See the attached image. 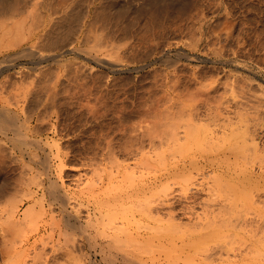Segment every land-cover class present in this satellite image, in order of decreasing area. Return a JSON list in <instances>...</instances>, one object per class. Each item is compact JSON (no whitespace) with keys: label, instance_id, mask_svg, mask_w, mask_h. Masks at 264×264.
<instances>
[{"label":"rangeland","instance_id":"374dc122","mask_svg":"<svg viewBox=\"0 0 264 264\" xmlns=\"http://www.w3.org/2000/svg\"><path fill=\"white\" fill-rule=\"evenodd\" d=\"M0 47V264H264V0H0Z\"/></svg>","mask_w":264,"mask_h":264},{"label":"bare ground","instance_id":"6f19581e","mask_svg":"<svg viewBox=\"0 0 264 264\" xmlns=\"http://www.w3.org/2000/svg\"><path fill=\"white\" fill-rule=\"evenodd\" d=\"M37 1H38V0H37ZM218 2H219V1H218ZM14 3H15V2H14ZM36 3H37V2H36ZM12 5H13V4H12ZM214 6H215V5H214ZM60 8H61V7H60ZM48 9H49V8H48ZM65 10H66V9H65ZM52 11H53V10H52ZM54 11H55V10H54ZM30 12H31V11H30ZM205 12H206V11H205ZM200 13H201V12H200ZM12 14H13V13H12ZM25 14H26V13H25ZM39 14H40V13H39ZM39 14H38V15H39ZM202 15H203V14H202ZM202 15H201V16H202ZM39 16H40V15H39ZM18 17H19V16H18ZM23 17H24V16H23ZM40 18H41V17H40ZM199 18H200V17H199ZM3 19H4V18H3ZM13 19H14V18H13ZM38 19H39V18H38ZM51 19H52V18H51ZM20 20H21V19H20ZM22 20H23V19H22ZM197 20H198V19H197ZM212 20H213V19H212ZM212 20H211V21H212ZM35 21H36V20H35ZM38 21H39V20H38ZM52 21H53V20H52ZM224 21H225V20H224ZM5 22H6V21H5ZM22 22H23V21H22ZM33 22H34V21H33ZM56 22H57V21H56ZM192 22H193V21H192ZM199 22H200V21H199ZM202 22H203V21H202ZM202 22H200V23H202ZM205 22H206V21H205ZM226 22H227V21H226ZM20 23H21V22H20ZM29 23H30V22H29ZM40 23H41V22H40ZM211 23H212V22H211ZM216 23H217V22H216ZM41 24H42V23H41ZM193 24H194V23H193ZM1 25H2V24H1ZM32 25H33V24H32ZM35 25H36V24H35ZM35 25H34V26H35ZM50 25H51V24H50ZM16 26H17V25H16ZM16 26H15V28H16ZM19 26H20V25H19ZM213 26H214V25H213ZM28 27H29V26H28ZM30 27H31V26H30ZM79 27H80V26H79ZM63 28H64V27H63ZM201 28H202V27H201ZM19 29H20V28H19ZM30 29H31V28H30ZM189 29H190V28H189ZM208 29H209V28H208ZM193 30H194V29H193ZM17 31H18V30H17ZM21 31H22V30H21ZM34 31H35V29H34ZM5 32H7V30H6ZM201 32H202V31L200 30L199 33H201ZM215 32H216V31H215ZM2 33H3V32H2ZM90 33H91V32H90ZM188 33H189V32H188ZM5 34H6V33H5ZM8 34H9V33H7V35H8ZM18 34H19V33H18ZM42 34H43V33H42ZM21 35H22V34H21ZM30 35H31V34H30ZM192 35H193V34H192ZM192 35H191V36H192ZM194 35H195V34H194ZM19 36H20V35H19ZM201 36H202V35H200V37H201ZM203 36H204V35H203ZM4 37H5V36H4ZM6 37H7V36H6ZM8 37H9V36H8ZM11 37H12V36H11ZM11 37H10V38H11ZM20 37H21V36H20ZM39 37H40V36H39ZM99 37H100V36H99ZM10 38H9V40H10ZM16 38H17V37H16ZM37 38H38V37H37ZM91 38H92V37H91ZM101 38H102V37H101ZM184 38H185V37H184ZM195 38H196V37H195ZM195 38H194V39H195ZM214 38H215V37H214ZM19 39H20V38H19ZM22 39H23V38H22ZM38 39H40V38H38ZM201 39H202V38H201ZM216 39H217V38H216ZM11 40H12V39H11ZM188 40H189V39H188ZM190 40H192V39H190ZM198 40H199V39H198ZM6 41H7V40H6ZM17 41H18V40H17ZM86 41H87V40H86ZM94 41H95V40H94ZM117 41H118V40H117ZM22 42H23V41H22ZM104 42H105V41H104ZM170 42H171V41H170ZM196 42H198V41L196 40ZM216 42H217V41H216ZM1 43H2V42H1ZM18 43H19V42H18ZM18 43H17V44H18ZM49 43H50V42H49ZM96 43H97V41H96ZM152 43H154V42H152ZM187 43H188V42H187ZM88 44H89V43H88ZM183 44H184V43H183ZM192 44H193V43H192ZM192 44H191V45H192ZM195 44H196V43H195ZM213 44H214V43H213ZM8 45H9V44H7V46H8ZM14 45H15V43H14ZM71 45H72V44H71ZM109 45H110V44H109ZM148 45H149V44H148ZM164 45H165V44H164ZM188 45H189V44H188ZM193 45H194V44H193ZM235 45H236V44H235ZM238 45H239V44H238ZM240 45H241V44H240ZM10 46H11V45H10ZM30 46H31V45H30ZM92 46H93V45H92ZM34 47H35V46H34ZM97 47H98V46H97ZM99 47H100V46H99ZM186 47H187V44H186ZM260 47H261V46H260ZM0 48H1V47H0ZM4 48H5V47H4ZM107 48H108V47H107ZM187 48H189V47H187ZM262 48H264V47H262ZM71 49H72V48H71ZM75 49H76V48H75ZM83 49H84V48H83ZM83 49H82V50H83ZM87 49H88V48H87ZM193 49H194V48H193ZM208 49H209V48H208ZM213 49H214V48H213ZM77 50H78V48H77ZM95 50H97V49H95ZM231 50H232V49H231ZM58 51H59V50H58ZM84 51H85V50H84ZM22 52H23V51H22ZM37 52H38V51H37ZM89 52H90V50H89ZM94 52H96V51H94ZM98 52H99V51H98ZM114 52H115V51H114ZM216 52H217V51H216ZM216 52H215V53H216ZM33 53H34V52H33ZM81 53H82V52H81ZM83 53H84V52H83ZM112 53H113V52L111 51V54H112ZM116 53H117V52H116ZM215 53H214V54H215ZM217 53H218V52H217ZM217 53H216V54H217ZM219 53H220V52H219ZM230 53H231V52H230ZM21 54H23V53H21ZM24 54H25V53H24ZM26 54H27V53H26ZM109 54H110V53H109ZM113 54H114V53H113ZM117 54H118V53H117ZM216 54H215V55H216ZM28 55H29V54H28ZM30 55H31V54H30ZM104 55H105V54H104ZM177 55H178V54H177ZM205 55H206V54H205ZM218 55H220V54H218ZM262 55H264V54H262ZM26 56H27V55H25V57H26ZM88 56H89V55H88ZM109 56H111V55H109ZM114 56H115V55H114ZM114 56H113V58H114ZM181 56H182V55H181ZM111 57H112V56H111ZM9 58H11V57H9ZM30 58H31V57H30ZM58 58H59V57H58ZM67 58H68V57H67ZM100 58H102V57H100ZM100 58H99V59H100ZM115 58H116V57H115ZM166 58H167V57H166ZM183 58H184V57H183ZM45 59H46V58H45ZM47 59H48V58H47ZM54 59H55V58H54ZM99 59H98V60H99ZM168 59H169V58H168ZM170 59H171V58H170ZM242 59H243V58H242ZM260 59H261V58H260ZM162 60H163V59H162ZM36 61H37V60H36ZM100 61H101V60H100ZM102 61H103V60H102ZM109 61H110V60H109ZM227 61H228V60H227ZM235 61H236V60H235ZM64 62H65V61H64ZM104 62H105V61H104ZM107 62H108V61H107ZM112 62H113V61H112ZM114 62H115V61H114ZM114 62H113V63H114ZM117 62H118V61H117ZM178 62H179V61H178ZM220 62H221V61H220ZM229 62H234V61H233V60H230ZM256 62H257V61H256ZM109 63H110V62H109ZM160 63H161V62H160ZM62 64H63V63H62ZM120 64H121V63H120ZM164 64H165V62H164ZM171 64H172V63H171ZM109 65H110L111 67H114V66H115V65H113V64H109ZM144 65H145V64H144ZM6 66H7V65H6ZM6 66H5V67H6ZM209 66H210V65H209ZM212 66H213V65H212ZM106 67H107V66H106ZM117 67H118V66H117ZM260 67H261V66H260ZM262 67H264V66H262ZM3 68H4V67H3ZM243 69H244V68H243ZM18 70H19V69H18ZM117 71H118V70H117ZM219 71H220V70H219ZM196 72H197V71H196ZM228 73H229V72H228ZM235 73H236V72H235ZM236 74H237V73H236ZM216 75H217V74H216ZM223 75H224V74H223ZM234 75H235V74H234ZM247 75H248V74H247ZM225 78H226V77H225ZM227 78H228V77H227ZM228 79H229V78H228ZM235 81H238V80H235ZM244 81H245V80H244ZM244 81H243V82H244ZM247 81H248V80H247ZM256 81H257V80H256ZM246 83H247V82H246ZM232 84H233V83H232ZM234 84H235V83H234ZM236 84H237V83H236ZM251 84H252V83H251ZM245 85H246V84H245ZM260 85H261V84H260ZM52 86H54V84H53ZM226 86H229V85H226ZM235 86H236V85H235ZM235 86H234V87H235ZM242 86H243V85H242ZM53 88H54V87H53ZM224 88H225V87H224ZM240 88H241V87H240ZM54 89H55V88H54ZM205 89H206V88H205ZM208 89H209V88H208ZM232 89H233V87H232ZM243 90H244V89H243ZM231 91H232V90H231ZM241 91H242V90H241ZM250 91H251V90H250ZM258 91H259V90H258ZM258 91H257V92H258ZM195 92H196V91H195ZM207 92H208V91H207ZM223 92H224V91H223ZM233 92H234V91H233ZM233 92H232V93H233ZM246 92H248V91H246ZM260 92H261V91H260ZM260 92H258V93H260ZM200 93H202V92L200 91ZM200 93H199V94H200ZM240 93H241V92H240ZM255 93H256V92H255ZM51 94H52V93H51ZM200 95H203V94H200ZM251 95H252V94H251ZM259 95H260V94H259ZM197 96H198V95H197ZM197 96H196V97H197ZM256 96H257V95H256ZM1 97H2V96H1ZM53 97H54V96H53ZM200 97H201V96H200ZM247 97H248V96H247ZM253 97H254V96H253ZM45 98H46V97H45ZM245 98H246V97H245ZM262 98H264V96H262ZM53 99H54V98H53ZM53 99H52V100H53ZM197 99H198V98H197ZM1 100H2V98H1ZM1 100H0V101H1ZM3 100H4V98H3ZM251 100H252V99H251ZM255 100H256V99H255ZM5 101H6V100H5ZM208 101H209V99H208ZM243 101H244V100H243ZM7 102H8V101H7ZM7 102H6V103H7ZM237 102H238V101H237ZM257 102H259V100H258ZM205 103H206V102H205ZM4 105H5V104H4ZM249 105H251V104H249ZM2 106H3V104H2ZM49 106H50V105H49ZM209 106H210V105H209ZM247 106H248V105H247ZM252 106H253V105H252ZM254 106H255V105H254ZM256 107H257V106H256ZM3 108H4V107H3ZM3 108H2V109L0 108V109L3 110ZM214 108H215V107H214ZM240 108H241V107H240ZM258 108H259V106H258ZM208 109H209V108H208ZM1 110H0V111H1ZM227 110H228V109H227ZM256 110H257V109H256ZM5 111H6V110H5ZM92 111H93V110H92ZM214 112H215V111H214ZM237 112H238V111H237ZM244 112H245V111H244ZM249 112H250V110H249ZM254 113H255V112H254ZM260 113H261V112H260ZM14 114H15V113H14ZM211 114H212V113H211ZM226 114H227V113H226ZM241 114H242V113H241ZM245 114H246V113H245ZM4 115H5V114H4ZM228 115H229V114H228ZM236 115H237V114H236ZM56 116H57V115H56ZM209 116H210V115H209ZM211 116H212V115H211ZM143 117H144V116H143ZM238 117H239V116H238ZM242 117H243V116H242ZM245 117H246V115H245ZM251 117H252V116H251ZM29 118H30V117H29ZM137 118H138V117H137ZM200 118H201V117H200ZM0 119L5 120L6 123H8L9 126L12 128V130H11V128H10V129L7 128V129H8V130H7V129L4 128L3 126H2V127L0 126V136H1L2 138H4V139H8V140H9V139H10L9 130H11V131H15V133L10 132V133H12V134L14 135V138H11L10 140H15V139H17V138H22V139H18V141L21 140L20 142L24 143L23 140H27V139H28L27 137H23L24 135L20 134V133H21V132H20L21 127H20V125L17 124V125H18V126H17V125L15 124L14 121H15L16 119H14V121H13V120H12L13 118L11 119L10 116H7V117H6V116H2V115H0ZM24 119H26V118L24 117ZM144 119H145V118H144ZM237 119H238V118H237ZM227 120H228V119H227ZM5 121H3V122H5ZM143 121H144V120H143ZM223 121H224V120H223ZM234 121H235V120H234ZM242 121H243V120H242ZM257 121H258V120H257ZM3 122H2V124H3ZM22 122H23V121H22ZM24 122H25V121H24ZM45 122H46V121H45ZM125 122H126V121H125ZM230 122H232V121H230ZM247 122H248V121H247ZM258 122H259V121H258ZM0 123H1V122H0ZM6 123H5V124H6ZM19 123H20V122H19ZM149 123H150V122H149ZM234 123H235V122H234ZM236 123H237V122H236ZM249 123H251V122H249ZM51 125H52V124H51ZM231 125H232V124H231ZM239 125H240V123H239ZM9 126H8V127H9ZM23 126H24V125H22V128H23V129H27V128H25L26 126H25V127H23ZM224 126H226V125H224ZM232 126H233V125H232ZM232 126H231V127H232ZM19 127H20V128H19ZM236 127H237V126H236ZM257 127H258V126H257ZM259 127H262V126H259ZM223 128H224V127H223ZM238 128H239V127H238ZM255 128H256V127H255ZM192 129H193V128H192ZM224 129H225V128H224ZM224 129H223V130H224ZM232 129H233V128H232ZM232 129L230 130V131H231L230 134H231V133H234V131H233ZM234 130H235V129H234ZM26 131H27V130H26ZM149 131H150V130H149ZM241 131H242V130H241ZM244 131H245V130H244ZM17 132H18V133H17ZM251 132H252V131H251ZM258 132H259V131H258ZM245 133H246V135H248L247 132H245ZM245 133H244V134H245ZM217 134H218V133H217ZM220 134H221V133H220ZM222 134H223V133H222ZM222 134H221V135H222ZM237 134H238V133H237ZM252 134H253V133H252ZM262 134H264V133H262ZM184 135H185V134H184ZM210 135H212V134H210ZM213 135H214V134H213ZM221 135H220V137H221ZM224 135H225V136H228V135L226 134V132H224ZM224 135H222V137H223ZM232 135L234 136V134H232ZM236 136H237V135H235V137H236ZM241 136H242V135H241ZM250 136H251V135H250ZM260 136H261V135H260ZM1 137H0V142L3 141ZM184 137H185V136H184ZM216 137H217V139L220 138V137H218V135H216ZM222 137H221V138H222ZM24 138H26V139H24ZM223 138H225V137H223ZM210 139H212V138H210ZM1 140H2V141H1ZM29 140H31L30 142H33V143H34V141H32L31 138H30ZM242 140H243V139H242ZM242 140H241V141H242ZM4 141H5V140H4ZM18 141H17V142H18ZM236 141H237V140H236ZM241 141H240V142H241ZM37 142H38V141H37ZM222 142H223V141H222ZM250 142H251V141H250ZM33 143H32V144H33ZM40 143H41V142H40ZM215 143H216V142H215ZM225 143H226V142H225ZM245 143H246V142H245ZM247 143H248V142H247ZM247 143H246V144H247ZM32 144H31V146H32ZM34 144H35V143H34ZM36 144H37V143H36ZM42 144H43V143H42ZM50 144H51V143H50ZM188 144H189V143H188ZM205 144H206V143H205ZM211 144H212V143H211ZM255 144H256V143H255ZM23 145H24V144H23ZM23 145H22V146H23ZM37 145H38V144H37ZM215 145H216V144H215ZM248 145H249V144H248ZM12 146H13V145H12ZM17 146H18V145H17ZM25 146H27V145H25ZM29 146H30V145H29ZM31 146H30V147H31ZM220 146H221V145H220ZM244 146H245V145H244ZM5 147H6V146H5ZM14 147H15V146H14ZM190 147H191V146H190ZM190 147L188 146V151L190 150V149H189ZM221 147H222V146H221ZM230 147H231V146H230ZM255 147H256V146H255ZM17 148H18V147H17ZM22 148H24V147H22ZM37 148H38V147H37ZM39 148H40V146H39ZM219 148H220V147H219ZM249 148H250V146H249ZM5 149H6V148H5ZM234 149H235V148H234ZM237 149H238V148H237ZM242 149H243V148H242ZM244 149H245V147H244ZM18 150H19V149H18ZM26 150H27V149H26ZM209 150H210V149H209ZM209 150H208V151H209ZM215 150H216V149H215ZM21 151H22V150H21ZM253 151H254V150H253ZM256 151H257V150H256ZM9 152H10V151H9ZM25 152H26V151H25ZM28 152H29V151H28ZM209 152H211V151H209ZM238 152H239V151H238ZM23 153H24V152H23ZM232 153H233V152H231V151L228 152V154H230V155H231ZM241 153H242V152H241ZM249 153H250V152H249ZM2 154H3V153H2ZM27 154H28V153H27ZM45 154H47V152H46ZM48 154H49V153H48ZM224 154H226V153H224ZM228 154H227V155H228ZM28 155H29V154H28ZM227 155H226V156H227ZM234 155H235V154H234ZM247 155H248V154H247ZM254 155H255V154H254ZM226 156H225V157H226ZM250 156H251V155H250ZM261 156H262V155H261ZM38 157H39V156H38ZM223 157H224V155H223ZM251 157H252V156H251ZM251 157H250V158H251ZM253 157H254V156H253ZM257 157H258V156H257ZM19 158H20V157H19ZM32 158H33V157H32ZM241 158H242V157H241ZM247 158H248V156H247ZM250 158H248V159H250ZM248 159H247V160H248ZM251 159H252V158H251ZM33 160H34V158H33ZM45 160H46V159H45ZM24 161H25V160H24ZM40 161H41V160H40ZM214 161H215V160H214ZM16 162H17V161H16ZM27 162H28V161H27ZM33 162H34V161H33ZM38 162H39V161H38ZM41 162H42V161H41ZM223 162H224V161H223ZM226 162H227V161H226ZM228 162H229V161H228ZM0 163H2V162H0ZM22 163H23V162H22ZM39 163H40V162H39ZM245 165H246V164H245ZM257 165H258V164H257ZM38 166H39V165H38ZM27 167H28V166H27ZM44 168H45V167H44ZM29 170H30V169H29ZM21 171H22V170H21ZM35 171H37V170H35ZM25 173H26V172H25ZM25 173H24V174H25ZM45 176H46V175H45ZM24 177H25V176H24ZM46 177H47V176H46ZM128 177H129V176H128ZM20 179H21V178H20ZM33 179H34V178H32V180H33ZM18 180H19V179H18ZM126 180H127V179H126ZM20 182H21V181H20ZM35 182H36V181H35ZM39 182H40V181H39ZM97 182H98V181H97ZM16 184H17V183H16ZM32 184H33V183H32ZM84 184H86V182H85ZM87 184H88V181H87ZM93 184H94V183L91 181V185L88 184V185H86V186H87V187H88V186H89V187H92ZM46 185H47V184H46ZM50 185H51V184H49V186H50ZM227 185H228V184H227ZM243 185H244V184H243ZM243 185H242V186H243ZM82 186H83V185H82ZM97 186H98V185H97ZM38 187H40V186H38ZM38 187H37V188H38ZM46 187H47V186H46ZM56 187H58V186H56ZM56 187H55V186H54V187L51 186L52 189L50 188L51 191L49 192L48 195H50L51 199L53 200V203L56 202V201H58V203H60V205H61V204L64 202V199H63V198H65V196H64V194L62 195V193H60ZM87 187H86L85 190H88ZM114 187H115V186H114ZM230 187H231V186H230ZM18 188H19V187H18ZM27 188H28V187H27ZM115 188H117V187H115ZM225 188H227V187H225ZM89 189H90V191H91L92 188H89ZM93 189H94V187H93ZM93 189H92V190H93ZM227 189H228V188H227ZM31 190H32V189H31ZM241 190H242V189H241ZM83 191H84V189H83ZM88 191H89V190H88ZM23 192H24V191H23ZM34 192H35V191H34ZM242 192H243V190H242ZM137 193H138V192H137ZM232 193H234V192H232ZM33 194H34V193H33ZM41 194H42V193H41ZM243 194L245 195V192H244ZM243 194H242V196H243ZM13 195H15V194H13ZM19 195H20V194H19ZM63 196H64V197H63ZM235 196H236V195H235ZM22 197H24V195H23ZM26 197L29 199L28 196H26ZM16 198H17V197H16ZM42 198H43V197H42ZM69 198H71V196H70ZM11 199H12V198H11ZM14 199H15V196H14ZM65 199H66V198H65ZM239 199H240V198H239ZM245 199H246V198H245ZM19 200H20V199H19ZM26 200H27V199H26ZM237 200H238V199H237ZM6 201H7V200H6ZM13 201H14V200H13ZM15 201H16V200H15ZM146 201H147V200H146ZM11 202H12V201H11ZM67 202H68V201H65V203H67ZM21 203H22V202H21ZM138 203H139V202H138ZM144 203H145V202H144ZM13 204H14V203H13ZM17 204H18V202H17ZM17 204H14V205H17ZM38 204H39V202H38ZM14 205H13V207H14ZM63 205L66 206L65 204H63ZM63 205H62V206H63ZM134 205H135V204H134ZM134 205H133V208H134ZM136 205H137V204H136ZM147 205H148V203H147ZM31 206H32V205H31ZM137 206H138V205H137ZM4 207H5V206H4ZM15 207H17V206H15ZM140 207H142V206H140ZM145 207H146V206H145ZM150 207H151V206H150ZM33 208H34V207H33ZM33 208H32V209H33ZM62 208H63V207H62ZM23 209H24V208H23ZM30 209H31V208H30ZM64 210H65V209H64ZM137 210H138V209H137ZM139 210H140V209H139ZM2 211H3V210H2ZM15 211H16V209H15ZM22 211H23V210H22ZM65 211H66V210H65ZM6 212H7V211H6ZM11 212H12V211H10V216H11ZM13 212H14V210H13ZM13 212H12V213H13ZM30 212H31V211L29 210V213H30ZM150 212H151V211H150ZM14 213H16V212H14ZM21 213H22V212H21ZM23 213H24V212H23ZM25 213H27V212L25 211ZM105 213H106V212H105ZM226 213H227V212H226ZM22 215L25 216L26 214H22ZM36 215H37V214H36ZM23 216H22V217H23ZM27 216H28V215H27ZM15 217H16V216H15ZM17 217H18V216H17ZM35 217H36V216H35ZM2 218H3V217H2ZM12 218H14V217H12ZM27 218H28V217H27ZM75 218H76V217H75ZM217 218H218V217H217ZM8 219H9V218H8ZM24 219H25V218H24ZM70 219H71V218H70ZM219 219H220V218H219ZM6 220H7V219H6ZM12 220H13V219H12ZM16 220H17V219H16ZM74 220H75V219H74ZM22 221H23V220H22ZM26 221H27V219H26ZM75 221H76V220H75ZM23 222H24V221H23ZM35 222H36V221H35ZM230 222H231V221H230ZM243 222H244V221H243ZM8 223H9V222H8ZM88 223H89V221H88ZM92 223H93V222H92ZM92 223H91V224H92ZM9 224H10V223H9ZM9 224H8V225H9ZM12 224H13V223H12ZM15 224H16V221H15ZM15 224H13V225H15ZM20 224H21V223H20ZM25 224H26V223H25ZM91 224H89V226H90ZM203 224H204V222H203ZM26 225H27V224H26ZM28 225H30V224H28ZM92 225H93V224H92ZM244 225H245V224H244ZM9 226H10V225H9ZM18 226H19V225H18ZM7 227H8V226H7ZM11 227H12V225H11ZM12 228H13V227H12ZM158 228H159V226H158ZM161 228H162V227H161ZM161 228H160V229H161ZM13 229H14V228H13ZM18 229H19V228H18ZM153 229H155V228H153ZM156 229H157V228H156ZM218 229H219V228H218ZM22 230H23V229H22ZM78 230H79V229H78ZM157 230H158V229H157ZM152 231H154V230H152ZM155 231H156V230H155ZM170 231H171V230H170ZM82 232H83V231H82ZM156 232H157V231H156ZM156 232H155V233H156ZM158 232H159V231H158ZM167 232H168V231H167ZM174 232H175V231H174ZM153 234H154V232H153ZM157 234H159V233H157ZM219 236H220V235H218L217 238H218ZM248 237H249V236H248ZM117 238H118V237H117ZM224 238H225V237H224ZM249 238H252V237H249ZM160 239H161V238H160ZM199 239H200V238H199ZM219 239H220V238H219ZM221 239L223 240V238H221ZM116 240H117V239H116ZM222 240H221V241H222ZM242 240H243V239H242ZM129 241H131V240L129 239ZM224 241H225V240H224ZM243 241H244V240H243ZM114 242H115V241H114ZM150 243H151V242H150ZM192 243H193V241L191 242V244H192ZM225 243H226V242H225ZM253 243H254V242H253ZM194 244H195V243H194ZM194 244H192V245H194ZM229 244H230V243H229ZM186 245H187V244H186ZM195 245H196V247L198 246L197 244H195ZM195 245H194V246H195ZM149 246H150V245H149ZM153 246H154V245H153ZM189 247H190V246H189ZM249 247H250V246H249ZM183 248H184V247H183ZM190 248H191V247H190ZM198 248H199V247H198ZM246 248H247V247H246ZM194 249H195V248H194ZM210 249H212V248H210ZM249 249H250V248H249ZM249 249H248V250H249ZM136 250H137V249H136ZM138 250H139V249H138ZM183 250H184V249H183ZM196 250H198V249H196ZM256 250H257V249H256ZM243 251H244V250H243ZM12 252H14V251H12ZM258 252H259V251H258ZM138 253H139V252H138ZM209 253H210V252H209ZM140 255H141V254H140ZM142 255H143V254H142ZM242 255H243V254H242ZM244 255H246V254H244ZM240 256H241V255H240ZM240 256H239V257H240ZM251 256H252V255H251ZM203 257H204V256H203ZM248 257H250V256H248ZM248 257H247V258H248ZM174 258H175V257H174ZM194 258H196V257H194ZM194 258H193V259H194ZM165 260H167V259H165ZM174 260H175V259H174ZM189 260H191V259H189ZM151 261H152V259H151ZM171 261H172V259H171ZM173 262H174V261H173ZM191 262H192V261H191ZM194 262H195V261H194ZM241 262H242V261H241ZM245 262H246V261H245ZM168 263H169V262H168ZM174 263H175V262H174ZM189 263H190V262H189ZM246 263H248V262H246ZM139 264H140V263H139ZM170 264H171V263H170ZM194 264H195V263H194Z\"/></svg>","mask_w":264,"mask_h":264}]
</instances>
